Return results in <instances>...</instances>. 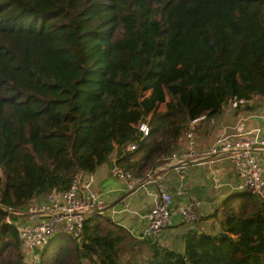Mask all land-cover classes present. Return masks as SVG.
I'll use <instances>...</instances> for the list:
<instances>
[{
    "label": "trees",
    "instance_id": "1",
    "mask_svg": "<svg viewBox=\"0 0 264 264\" xmlns=\"http://www.w3.org/2000/svg\"><path fill=\"white\" fill-rule=\"evenodd\" d=\"M262 108L264 0H0V264L32 255L7 207L114 153L145 176L194 117ZM217 211V232L192 228L169 246L94 213L77 238L44 241L40 264H264V197L236 190Z\"/></svg>",
    "mask_w": 264,
    "mask_h": 264
},
{
    "label": "built area",
    "instance_id": "2",
    "mask_svg": "<svg viewBox=\"0 0 264 264\" xmlns=\"http://www.w3.org/2000/svg\"><path fill=\"white\" fill-rule=\"evenodd\" d=\"M231 106H237V101H232ZM263 112L264 109L255 115L264 120ZM204 117V115L194 117L189 127L184 130L185 147L173 149L161 157V160L165 162L164 167H172L175 172L181 174V170L188 163L202 164V157H213L210 161L212 164H223L227 159L237 179L234 188L249 192L259 198L264 197V154L262 151L264 137L260 134L261 127L242 131L225 127L219 137L200 149L197 144L195 126ZM138 133L140 139L149 134L147 122H139ZM136 147V141L128 146L129 149ZM108 172L111 176L126 183L127 187L124 192L126 195L140 188L146 190L148 185L153 183L152 205L146 214L147 221L144 228L138 232L132 229L129 231L140 238L155 239L167 225L169 207L173 203L172 194L168 191L164 181L169 174L154 169L147 172L145 176H139L118 164L115 159H111ZM82 176V172L76 173L65 188L52 187L43 194L35 195L19 207H7L5 222L14 225L18 237L32 249L31 264H40L39 247L44 241L60 233H68L73 238H77L83 230L86 219L94 213L103 214L105 211L106 202L102 198V193L89 187L93 178L89 176L90 181L83 183ZM125 209L124 206L111 208V216ZM179 212L186 223H194L198 219L191 202H183L179 207Z\"/></svg>",
    "mask_w": 264,
    "mask_h": 264
},
{
    "label": "rangeland",
    "instance_id": "3",
    "mask_svg": "<svg viewBox=\"0 0 264 264\" xmlns=\"http://www.w3.org/2000/svg\"><path fill=\"white\" fill-rule=\"evenodd\" d=\"M128 59H129V55L123 54L120 56L118 64L121 67V69H126ZM229 111H232V110L229 109ZM256 113L258 114V113H260V111H257ZM240 116L241 115H233L228 119H223V122L232 123L233 121H236L237 126L236 125L235 126H236V128H238V130H246V129H250V128L255 127V126L252 127L253 124H252L251 117L246 116V120H239L241 118ZM248 118H249V120H248ZM247 120H248V123L245 122ZM261 120L264 122L263 119H261ZM221 133H222V131H220V127H219L218 130H215L212 132V134H211L212 139H210L208 142L206 140H204L203 143L206 145L208 143H211L214 139L219 137ZM197 144H199L198 139H197ZM175 147H177V146H175ZM182 147H185V143L182 144ZM164 164H165V162L161 161V165H159L158 169L160 170V168L163 167ZM193 170L194 171H192L190 173L188 172V170H186V171L182 170V172L184 173L183 177H181L179 175V173H176L172 169L168 170V172H167L169 175H171V176L168 175L169 176L168 181H170V183L172 185V188L170 189V191L174 194H173V203L169 207V211H170L169 219H168L167 225L165 227H163L162 230H163V233L167 239L171 238L173 241H176L178 244L182 242L180 236L183 232H185L186 230L192 229V228L197 229V225L198 224L202 225L203 220H205L210 225H216L217 223H216L215 218L213 220H211V219L206 220V219H208V218H206L207 215L208 214L214 215L215 214L214 212H208V213L205 212V213H203V215L199 213V211L196 208L198 206L197 205L198 203H197V201L194 200V196L190 195V196H192L190 201H192L194 203L196 211L199 214V219H198L199 222L193 226H191L192 224L184 225L182 223H179L180 227H179L178 233L169 232V230L167 231V229L169 227L176 226L177 221L181 222L182 218H181V215L179 212V207L181 206V204L183 202L189 201V199H188L189 197L187 194H182L180 196L179 193H175L176 190L181 189V190H185L187 192L196 193V194H198L204 198H208L209 196H212V195H218L220 192H222V190L226 191L229 189L228 186H222V183L218 179L210 180L211 179V173L209 171H207L205 173H197L195 171V169H193ZM107 174L109 176L106 177L105 179H108L112 184L109 186V188L113 187V188H117V189L112 190V191L103 189V187H102L103 182H104L103 179L98 178L97 181H94V180L90 181L88 172L83 173L81 180L83 183H87L88 181H90L89 187L91 189H97L101 193L103 192L102 198L106 202V205L112 203L113 201L117 200L118 198H120L119 201L115 202V204H114V206H116V207H120L121 205L130 207L131 203H133V202L138 203V206L135 207L137 212L126 216L125 220L129 226H137V227H140V230H142L144 228L146 221H147L146 214L152 205L150 198H148L143 191L145 189L140 188L137 191V193L138 192L139 193L138 194L136 193V195L134 196L133 199H131L127 196H122L123 193L125 192L126 187H127L126 183L123 182L121 179H118V178L111 176L108 172V169H107ZM225 180L229 184H231V183L233 184V188L230 187V189L228 191H230V193L235 192L236 190H235L234 186L237 184V180L232 179L231 177H228V178L224 179L223 181H225ZM148 187L153 188V183H150L148 185ZM109 214H110V211L107 209L106 211H104L103 215H105L106 217H109L108 216ZM208 216H210V215H208ZM200 217H202V218L200 219ZM204 225H205L204 227H207L206 224H204ZM172 234H177L178 239L174 240L172 237ZM61 243L65 245L68 243V241L66 239H63ZM30 262H31V260L29 257L28 258V264H30ZM82 264H90V263L87 260H83Z\"/></svg>",
    "mask_w": 264,
    "mask_h": 264
},
{
    "label": "crops",
    "instance_id": "4",
    "mask_svg": "<svg viewBox=\"0 0 264 264\" xmlns=\"http://www.w3.org/2000/svg\"><path fill=\"white\" fill-rule=\"evenodd\" d=\"M263 110V108L261 109ZM242 114L245 113V111H242L241 112ZM246 116L247 114L245 115H242L240 116L241 118L239 120H246ZM231 117V113L229 112V110L226 112H224V115L223 116H218L216 118H212V119H208V117H206V119H204L202 121V123L200 124V126L198 127V130H197V136L196 138L198 139V145L200 147V149L204 148L206 146V144L203 143L204 140H206L207 142L212 139L211 138V134L213 131L215 130H218L219 127H220V131L223 130V127L225 125H229L231 128H236L237 126V122L236 121H233L232 123H225L223 122V119H228ZM248 117H251V120H252V127H262V131H261V136L264 137V122L258 117L256 116L255 114L254 115H250ZM249 120V118H248ZM248 120L245 121L248 123ZM236 122V123H235ZM244 122V121H243ZM236 125V126H235ZM238 130V128H236ZM251 129V128H250ZM248 130V129H246ZM238 131H242V130H238ZM263 134V135H262ZM178 147H182V145L178 146ZM263 154H264V147H263ZM258 156H260V154L258 153ZM116 157V154L114 153L110 160L108 162H105L103 163L102 165L98 166L93 172H90L88 173L89 176H91L93 178L94 181H97L98 178H101L103 179V189L105 190H109V191H112V190H115L117 188H113V187H110L111 182L108 180V179H105L106 177H108L109 175L107 174V169L110 165V161L111 159H115ZM261 157V156H260ZM211 158L213 157H202L201 160H202V164H193V163H188L186 164V166L182 169L184 171L188 170V172H192L194 171L193 169H195V171L197 173H205L207 171H209L211 173V179L210 180H215V179H218L220 180V182L222 183V186H228L229 189L230 187L233 188V184H229L226 180L223 181L224 179L228 178V177H231L232 179H236V176H235V173L232 171V166L231 164L229 163V161L226 159L224 160V163L223 164H212L210 161H211ZM161 158H159V161H158V166H157V169L159 167V165H161V161L164 162L163 160H161ZM172 169L174 171V169L172 167H161L159 171L161 172H168V170ZM181 170V174L179 173V175L181 177L184 176V173L182 172ZM177 173V172H176ZM135 174V173H134ZM83 175V173H82ZM137 175V174H136ZM171 176V175H169ZM167 176L165 178V184H166V187L168 189V191L172 194L170 189L172 188V185L170 183V181H168V177ZM237 180V179H236ZM208 181V180H207ZM228 189V190H229ZM224 191L222 190V192H220L218 195H212V196H209L208 198H204L196 193H191V192H187L185 190H181V189H177L175 193H179V195L181 196L182 194H187L188 195V199L190 200L192 196L190 195H193L194 196V200L197 201V210L199 211L200 214L203 215V213L205 212H214L215 214L206 219V220H213L214 218L216 219V225H210L209 223H207L205 220H203V223L202 225H199L200 227H198L197 225V229L198 230H204L206 232H217L220 228V222L221 220L223 219V214L220 212V211H217L218 208H220V204H221V201L224 199V197L230 193V191ZM145 195L150 198L151 202H152V199H153V191H154V186L153 188H149L147 187L146 190H143ZM150 191V192H149ZM103 193V192H102ZM137 191L130 194V195H126L125 193H123L122 196H127L131 199L134 198V196L136 195ZM139 193V192H138ZM137 193V194H138ZM120 198H118L117 200L113 201L112 203L106 205V210L108 208H110V206L114 205L115 202H117ZM138 206V203H131L130 204V207L126 208L125 210L119 212V213H116L114 214L113 216H111V211H110V216L112 217L111 219L112 220H115L117 222H119L120 224L124 225L125 227H127L128 229H132V230H139L140 227H137V226H129L127 223H126V220H125V217L130 215V214H133V213H136L137 210L135 209V207ZM105 210V211H106ZM208 215H211V214H208ZM202 218V217H201ZM179 221H177L176 223V226L174 227H169L167 229V231L169 230V232H175V233H178V230H179ZM206 224L207 227H204ZM208 229V230H207Z\"/></svg>",
    "mask_w": 264,
    "mask_h": 264
},
{
    "label": "clouds",
    "instance_id": "5",
    "mask_svg": "<svg viewBox=\"0 0 264 264\" xmlns=\"http://www.w3.org/2000/svg\"><path fill=\"white\" fill-rule=\"evenodd\" d=\"M255 128V127H254ZM252 129V128H251ZM261 129H262V127H261ZM158 166V165H157ZM125 168V167H124ZM127 169V168H126ZM154 169H157V167L156 168H154ZM153 169V170H154ZM152 170V171H153ZM140 176V175H139ZM235 190H238V189H235ZM241 191V190H240ZM245 192V191H244ZM247 193H249V192H247ZM249 194H251V193H249ZM253 195V194H252ZM255 196V195H254ZM173 197V196H172ZM257 197V196H256ZM257 198H259V197H257ZM263 198V197H262ZM259 199H261V198H259ZM119 201V200H118ZM188 202H191L193 205H194V203L192 202V201H188ZM123 205H121V207H122ZM124 207H126V208H128L127 206H124ZM111 208H116V206H114V205H112V206H110V208H108V210L110 211V209ZM194 209H195V211H196V208H195V205H194ZM104 210H106V205H105V207H104ZM103 214H104V212H103ZM110 218H112L110 215H108ZM198 219H199V217H198ZM198 219H197V221H195L194 223H186V222H184L183 220H181V222L180 223H182V224H184V225H188V224H192L191 226H193V225H195L196 223H198L199 221H198ZM128 230H130V229H128ZM133 231H135V232H138V231H140V229L139 230H133ZM130 232V231H129ZM131 233V232H130ZM134 237H136V238H138V239H146V238H148V237H144V238H140V237H137L134 233H131ZM172 237H173V239L174 240H176V239H178V236H173V234H172ZM180 238H181V236H180ZM149 239H151L152 241H155L158 245H164V244H167V245H164V246H169L170 245V241H173L171 238L170 239H167L166 237H165V235H164V233H163V230L161 231V233L155 238V239H153V238H149ZM162 242V243H159V242ZM39 255H40V251H39Z\"/></svg>",
    "mask_w": 264,
    "mask_h": 264
}]
</instances>
